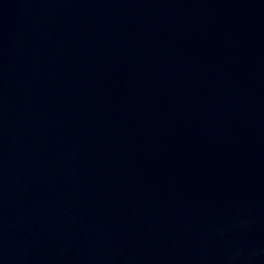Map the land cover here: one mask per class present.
<instances>
[{
    "label": "water",
    "instance_id": "obj_1",
    "mask_svg": "<svg viewBox=\"0 0 264 264\" xmlns=\"http://www.w3.org/2000/svg\"><path fill=\"white\" fill-rule=\"evenodd\" d=\"M0 264H264V0H0Z\"/></svg>",
    "mask_w": 264,
    "mask_h": 264
}]
</instances>
